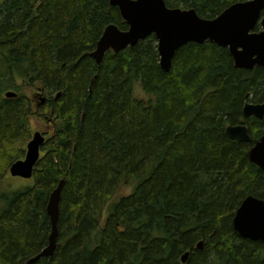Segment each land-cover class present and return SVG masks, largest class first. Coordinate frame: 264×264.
I'll return each mask as SVG.
<instances>
[{
    "label": "trees",
    "instance_id": "obj_1",
    "mask_svg": "<svg viewBox=\"0 0 264 264\" xmlns=\"http://www.w3.org/2000/svg\"><path fill=\"white\" fill-rule=\"evenodd\" d=\"M164 1L214 18L243 0ZM110 23L128 28L109 0H0V179L24 157L30 116L54 124L34 184L3 196L0 264L46 247L61 179L57 247L30 264H264V241L232 226L244 197L264 200V170L248 158L264 117L242 113L264 101V66L237 68L227 47L206 41L182 45L164 71L153 34L97 65L91 52ZM35 83L46 95L33 113L20 91ZM239 123L248 142L226 133Z\"/></svg>",
    "mask_w": 264,
    "mask_h": 264
},
{
    "label": "water",
    "instance_id": "obj_2",
    "mask_svg": "<svg viewBox=\"0 0 264 264\" xmlns=\"http://www.w3.org/2000/svg\"><path fill=\"white\" fill-rule=\"evenodd\" d=\"M109 3L118 8L128 28L121 30L112 23L104 28L91 52L97 65L107 51L116 53L153 34L157 40L159 66L164 71H169L172 58L182 45L190 42L201 44L206 41L227 47L237 68L264 66V0L234 2L214 18L200 17L193 8L168 7L164 0H109ZM257 25L259 29L255 30ZM4 96L12 98L17 93L8 90ZM44 100L42 97L41 102ZM242 113L246 118L263 119L264 101L245 103ZM226 133L238 142L250 140L249 129L245 123L227 125ZM44 141V135L35 131L26 145L24 157L10 165L9 173L23 178L32 177ZM248 158L264 170V134L249 148ZM63 184L64 179H61L51 191L47 202L46 212L51 224L48 243L24 264L54 254ZM232 225L241 237L264 241V200L253 195L243 198L235 210ZM196 246L201 248L202 241ZM188 255L189 251H186L181 256L182 263L186 262Z\"/></svg>",
    "mask_w": 264,
    "mask_h": 264
},
{
    "label": "rangeland",
    "instance_id": "obj_3",
    "mask_svg": "<svg viewBox=\"0 0 264 264\" xmlns=\"http://www.w3.org/2000/svg\"><path fill=\"white\" fill-rule=\"evenodd\" d=\"M16 82H19V80H16ZM19 84H21V82H19ZM133 91H134L135 96L138 98L145 99L143 97L144 96L147 97V95L145 94V92L141 88L138 81H134ZM20 93H23L27 97L30 98V101H31L30 108H31V111L33 113L36 111V107H37L39 101H41V98L42 97L45 98V95H46L45 92H42L39 83H35L32 86H26L25 88H23L22 91H20ZM39 98H40V100H39ZM53 127H54V124H52L51 122L47 123L37 114H33L30 116L29 129H30L31 133H33L34 131H40V132H43L45 135V138H47V137H49V132L52 131ZM24 148L26 149V144H25ZM34 182H35V179L33 176L30 178H23L20 176H13L8 171L0 179V211L3 208L4 203H5V200L3 198L4 195L11 193V192H14V191H17L19 189H23V188L28 187V186H32L34 184ZM131 187H132V185H129V184L122 185V187L119 190V194H121V196H117V197L114 196L110 200V202H108V204L106 205V207L104 209V216H105V214L108 213L111 205H114L117 201H119V199L122 197L123 194H129L130 193Z\"/></svg>",
    "mask_w": 264,
    "mask_h": 264
},
{
    "label": "bare ground",
    "instance_id": "obj_4",
    "mask_svg": "<svg viewBox=\"0 0 264 264\" xmlns=\"http://www.w3.org/2000/svg\"><path fill=\"white\" fill-rule=\"evenodd\" d=\"M243 1H244V0H243ZM110 24H111V23H110ZM105 27H106V26H105ZM232 125H233V124H232ZM261 136H262V135H261ZM44 137H45V136H44ZM259 138H260V137H259ZM259 138H258V139H259ZM258 139H257V140H258ZM28 141H29V140H28ZM28 141H27V143H28ZM27 143H26V145H27ZM254 143H255V142H254ZM254 143H253V144H254ZM39 155H40V152H39ZM50 193H51V192H50ZM244 198H245V197H244ZM48 199H49V197H48ZM50 225H51V224H50ZM232 226H233V225H232ZM50 227H51V226H50ZM236 233H237V232H236ZM47 243H48V242H47ZM43 248H44V247H43Z\"/></svg>",
    "mask_w": 264,
    "mask_h": 264
},
{
    "label": "flooded vegetation",
    "instance_id": "obj_5",
    "mask_svg": "<svg viewBox=\"0 0 264 264\" xmlns=\"http://www.w3.org/2000/svg\"><path fill=\"white\" fill-rule=\"evenodd\" d=\"M39 100H40V98H39ZM34 132H35V131H34ZM34 132H33V133H34ZM33 133H31V136H32V134H33ZM41 133L44 135V133H43V132H41ZM31 136H30V138H31ZM44 136H45V135H44ZM30 138H29V140H30ZM39 156H40V155H39Z\"/></svg>",
    "mask_w": 264,
    "mask_h": 264
}]
</instances>
